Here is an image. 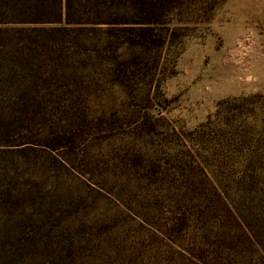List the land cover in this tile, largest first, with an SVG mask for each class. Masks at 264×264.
I'll return each mask as SVG.
<instances>
[{
	"label": "rangeland",
	"instance_id": "rangeland-1",
	"mask_svg": "<svg viewBox=\"0 0 264 264\" xmlns=\"http://www.w3.org/2000/svg\"><path fill=\"white\" fill-rule=\"evenodd\" d=\"M144 15L159 22L40 36L27 90L0 87V264H264L217 231L204 174L171 166L229 98L257 96L264 149V0Z\"/></svg>",
	"mask_w": 264,
	"mask_h": 264
},
{
	"label": "trees",
	"instance_id": "trees-1",
	"mask_svg": "<svg viewBox=\"0 0 264 264\" xmlns=\"http://www.w3.org/2000/svg\"><path fill=\"white\" fill-rule=\"evenodd\" d=\"M149 2L0 0V87L18 95L27 90L26 78L33 76L36 52L44 46L40 36L45 41L56 31L66 35L68 31L86 33L101 25L114 29L158 23L144 15ZM256 97L222 100L215 114L188 133L191 149L173 155L171 162L172 174L184 183L199 176L202 180L204 174L211 184L206 192L211 199L208 207L220 221L215 225L217 231H227L236 241L231 250L252 263L260 254L264 259L260 240L264 231V149L257 134ZM247 105H252L249 113L245 112ZM59 144L49 146L55 149Z\"/></svg>",
	"mask_w": 264,
	"mask_h": 264
}]
</instances>
